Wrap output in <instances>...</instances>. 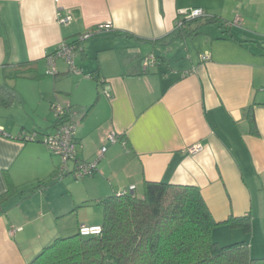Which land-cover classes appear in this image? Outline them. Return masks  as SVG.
Instances as JSON below:
<instances>
[{"label": "crops", "instance_id": "obj_1", "mask_svg": "<svg viewBox=\"0 0 264 264\" xmlns=\"http://www.w3.org/2000/svg\"><path fill=\"white\" fill-rule=\"evenodd\" d=\"M195 8L219 21L176 28ZM107 23L110 32L80 43L81 74L63 59L46 74L60 44ZM148 55L155 64L144 71ZM0 94L13 96L0 104V264H28L63 216L75 213L77 230L101 226L97 210L82 209L130 186L142 193L144 181L197 187L221 224L213 241L264 258V0H0ZM53 104L69 105L77 159L96 163L80 182L55 176L60 160L43 142L56 128ZM29 133L35 141L21 140ZM245 216L248 232L223 224Z\"/></svg>", "mask_w": 264, "mask_h": 264}, {"label": "trees", "instance_id": "obj_2", "mask_svg": "<svg viewBox=\"0 0 264 264\" xmlns=\"http://www.w3.org/2000/svg\"><path fill=\"white\" fill-rule=\"evenodd\" d=\"M199 19L219 21L206 14L182 19L176 28ZM11 99L0 94V104ZM246 117L255 131L251 107ZM123 192L97 203L103 212L100 235L82 237L77 232L55 238L28 264H264V258L250 256L243 242L220 246L213 241L212 231L221 224L214 221L197 187L144 181L141 195ZM223 224L248 232L251 220L231 217Z\"/></svg>", "mask_w": 264, "mask_h": 264}, {"label": "built area", "instance_id": "obj_3", "mask_svg": "<svg viewBox=\"0 0 264 264\" xmlns=\"http://www.w3.org/2000/svg\"><path fill=\"white\" fill-rule=\"evenodd\" d=\"M206 16V12L201 8H195L188 11H182L179 14L178 19L176 20L175 25L177 27L181 26L182 19H194V18H202ZM70 16H62L60 13L57 14V22L59 24H67L70 21ZM234 25L238 24V20L235 19L233 22ZM112 29L111 24H101L98 25L94 30L88 31L84 34H81L77 37L74 43H62L55 50V52L51 55L46 56V64L47 70L46 74L49 76H55L57 74L55 69V60L63 59L67 64L69 71L75 74H81L79 70L76 69L74 65V56L76 52H80L81 45L80 43L94 37L96 35H100L102 33L110 32ZM208 56H201V60H208ZM155 64V57L153 55H148L142 60V68L146 70L150 66ZM86 78L91 79V75H87ZM101 84H104V80L100 81ZM103 93L106 97H110L109 90L104 88ZM68 109L69 105L65 107H61L57 104H53L51 106V111L54 114L56 119V128L53 134L47 135L44 137L43 142L47 145L49 150L59 158L60 166H59V176L63 177L64 175L71 174L75 180H83L90 176H92L96 171V163L95 162H82L77 159L76 156V142H75V123L68 118ZM23 141H35L36 134L29 133L23 134L20 137ZM107 141L110 144H114L117 141V136L115 133H110L107 136ZM202 150V147L199 144L193 145L188 149L190 154L198 153ZM106 151L105 147H102L100 150V154H104ZM135 191L134 186H130L125 193H133ZM21 231V228H13L10 234H14L15 232ZM78 233L82 237L88 236H98L101 233V228L97 227H80Z\"/></svg>", "mask_w": 264, "mask_h": 264}, {"label": "rangeland", "instance_id": "obj_4", "mask_svg": "<svg viewBox=\"0 0 264 264\" xmlns=\"http://www.w3.org/2000/svg\"><path fill=\"white\" fill-rule=\"evenodd\" d=\"M29 144V143H28ZM56 177H59V174L58 172H56ZM67 177H70V176H67ZM71 179L74 181V182H80L81 180H75L72 176H71ZM46 184H48V182H46ZM36 185L34 184V186H30V187H26V188H23L22 191H27V190H31V192L33 191L34 193L36 192L35 190V187ZM137 194L140 195L141 192H140V189L137 190ZM19 199V192H17V200ZM28 201H23L22 202V206H27V202L30 203H34V199L33 201L29 198L27 199ZM17 210V209H16ZM82 210H88V211H92V210H97V212H99V219H100V222L102 223V219H103V212H102V207L100 205H96L95 202H92V207H88V208H83ZM56 227L59 229H61L58 234H57V238H66V237H70L72 235H75L78 230H77V217L75 215V213L73 214H69V215H66V216H63L61 218H58L56 219ZM62 227V228H61ZM39 251V250H38Z\"/></svg>", "mask_w": 264, "mask_h": 264}]
</instances>
